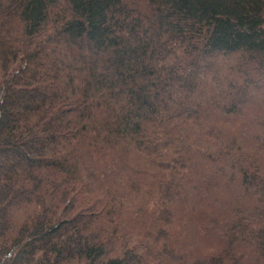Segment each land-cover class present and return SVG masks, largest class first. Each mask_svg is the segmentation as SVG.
I'll list each match as a JSON object with an SVG mask.
<instances>
[{
    "label": "trees",
    "instance_id": "obj_1",
    "mask_svg": "<svg viewBox=\"0 0 264 264\" xmlns=\"http://www.w3.org/2000/svg\"><path fill=\"white\" fill-rule=\"evenodd\" d=\"M0 264H264V0H0Z\"/></svg>",
    "mask_w": 264,
    "mask_h": 264
}]
</instances>
